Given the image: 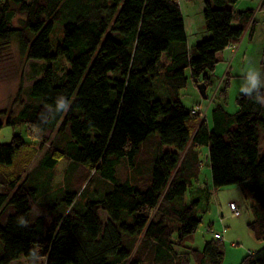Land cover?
I'll use <instances>...</instances> for the list:
<instances>
[{
	"label": "trees",
	"instance_id": "16d2710c",
	"mask_svg": "<svg viewBox=\"0 0 264 264\" xmlns=\"http://www.w3.org/2000/svg\"><path fill=\"white\" fill-rule=\"evenodd\" d=\"M180 1L0 0V63L14 43L43 62L21 86L18 110L0 111L38 145L18 135L0 143V264L32 262L34 247L45 264H222L223 241L186 245L202 223L200 202L185 196L203 147L204 197L238 187L264 243V106L240 94L236 113L217 104L209 123L180 96L188 70L208 90L218 54L253 34L255 12L237 9L241 0H206L210 37L188 48ZM41 146L45 171L63 182L52 197L37 185L41 164L32 167ZM241 264H264V246Z\"/></svg>",
	"mask_w": 264,
	"mask_h": 264
},
{
	"label": "rangeland",
	"instance_id": "374dc122",
	"mask_svg": "<svg viewBox=\"0 0 264 264\" xmlns=\"http://www.w3.org/2000/svg\"><path fill=\"white\" fill-rule=\"evenodd\" d=\"M205 1L206 0H192L190 2L187 0L180 1L185 26L187 25L186 30L189 34V41L187 42L188 48L210 37L209 32L205 28L203 15L206 6ZM261 5L263 6L261 7ZM249 7L255 12L254 32L253 34L250 30L245 32L240 43L234 47L232 53H230L229 59L226 62H219L216 65L215 71L213 72L214 83L209 86L207 90L208 100L205 101L202 99L197 85L190 78V71L188 70L186 72L188 84L186 88L180 92L181 102L188 108H200V110L196 112L201 118H206L207 115V118L211 119L212 110L217 104H221L228 113L234 114L238 111L239 108L236 100L238 96L242 94L240 92V87L244 83V77L250 68L261 71L262 74L260 79L264 82V69L262 66L264 49V0H253L250 2ZM14 23L19 25L17 18L14 19ZM60 30L61 28L57 27L54 32L55 42L59 41L62 36ZM16 45L17 44L14 43L10 52L4 56L0 63V111H5L7 113L12 110H18V104H16L15 101L19 96L21 86L25 89L32 85L33 81L30 80V77L32 78L34 73L38 74L43 67L42 61H28L21 56ZM54 49L55 47L52 46V52H54ZM200 83L204 82H199V84ZM226 87H228L227 94L222 98L220 92ZM0 119L3 124L0 132V143H10L13 136L18 135L22 137L25 143L31 144V146L35 148L38 146L37 142L34 140L33 133L31 134L33 135L32 139H30L31 137H29V132L25 125H9L5 115H0ZM41 148L42 151L39 149L40 153L32 167L38 165V163L41 164L38 176L34 174L38 183L37 185L42 192L49 190L48 197H52L58 193L63 182L58 178L52 180V178L49 177L50 175L45 171V158L43 159V154L45 150H47V146H41ZM200 152L203 163L201 175L199 177L203 185L200 187L202 190L193 182L186 193L185 199L189 204L196 200L200 202V206L197 208V215L201 217L202 223L196 233L187 238L186 245L203 251L206 243L214 240V234L223 233L224 229H226L227 233L223 235L224 240H222L225 248V258L222 264H241L248 254H254L260 251L264 243L257 241L253 232L248 228V224L253 218L252 215L250 216L251 213L248 203L244 199H239L236 195V197L233 196L232 191L236 190L235 186L217 189L221 193L218 191L216 195L215 192H212L210 196L207 195L204 197V189L211 185V172L210 167L204 165L207 148H201ZM20 160L21 157H18V161ZM6 169L7 168L0 166V171L6 172ZM122 171H124V169H122ZM59 173L60 171L58 169L54 170L55 176ZM234 193H236V191ZM224 195L227 197V200ZM233 199L240 205L246 202L248 208L247 210L242 206L241 216L236 218L231 216V211L227 202ZM102 216H105L104 213ZM45 262V259L39 258L38 264H45ZM12 264H32V262L22 258L14 261Z\"/></svg>",
	"mask_w": 264,
	"mask_h": 264
},
{
	"label": "clouds",
	"instance_id": "9594fccd",
	"mask_svg": "<svg viewBox=\"0 0 264 264\" xmlns=\"http://www.w3.org/2000/svg\"><path fill=\"white\" fill-rule=\"evenodd\" d=\"M261 71L250 68L244 77V83L240 87V92L252 99L255 103L264 106V92L259 91L261 87H264V82L261 81ZM59 109H65L66 106L61 103L58 105ZM18 224L21 227L27 226V220L24 217L18 218ZM29 256L31 257L32 264H38L39 261V250L34 248L29 249Z\"/></svg>",
	"mask_w": 264,
	"mask_h": 264
},
{
	"label": "crops",
	"instance_id": "0c3cea01",
	"mask_svg": "<svg viewBox=\"0 0 264 264\" xmlns=\"http://www.w3.org/2000/svg\"><path fill=\"white\" fill-rule=\"evenodd\" d=\"M253 0H241L238 4H237V9H240V10H245V9H250V2H252ZM263 5H261V7H262ZM186 27H187V25H186ZM188 29V28H187ZM250 30V27L246 30V32L247 31H249ZM188 33V32H187ZM189 35V34H188ZM245 35V34H244ZM188 41H189V36H188ZM191 46H193V45H191ZM190 46V47H191ZM234 47H236V46H234ZM234 47H231V49H230V47H228L224 52H222V53H219L218 54V58H219V60H220V62H226L228 59H229V57H230V53H232V50L234 49ZM261 88H263V87H261ZM260 88V89H261ZM206 119L208 120V122L210 123V121H211V119H208L207 118V115H206ZM205 163H204V165L205 166H208V163H207V153H206V155H205V161H204ZM209 167V166H208ZM210 182H211V178H210ZM195 184H196V186L198 187V188H200L201 186H203L202 185V183H201V181H200V178L197 180V181H195ZM238 189V190H237ZM200 190H202V188H200ZM219 191V190H218ZM218 191H215V194L217 195V193H218ZM236 191V193H234ZM219 193H221L220 191H219ZM232 193H233V196L234 197H238L239 199H243V196H242V193H241V191L239 190V188L238 187H236V190H234V191H232ZM231 193V194H232ZM236 195V196H235ZM224 197L226 198V200H227V197L224 195ZM228 202V204H229V208H230V204H232V203H234V204H237V206L240 208V210H241V207L243 206V207H245L247 210H248V208H247V205H246V202H244L242 205H240V204H238L236 201H235V199H233V200H231V201H227ZM226 205H227V203H226ZM231 211V210H230ZM231 216H232V214H231ZM241 216V215H240ZM223 240H224V238H223ZM13 263V262H12ZM11 263V264H12Z\"/></svg>",
	"mask_w": 264,
	"mask_h": 264
},
{
	"label": "built area",
	"instance_id": "2783aa9c",
	"mask_svg": "<svg viewBox=\"0 0 264 264\" xmlns=\"http://www.w3.org/2000/svg\"><path fill=\"white\" fill-rule=\"evenodd\" d=\"M230 49H231V47H230ZM197 110H200V108H198V107H195L194 109H193V112L194 113H197L196 111ZM230 210H231V214H232V217H239L240 215H241V210H240V208L237 206V204H234V203H232V204H230ZM225 233H227V230L226 229H224V231H223V233H216V234H214V238L216 239V240H220V241H222L223 240V235L225 234Z\"/></svg>",
	"mask_w": 264,
	"mask_h": 264
},
{
	"label": "water",
	"instance_id": "95a60500",
	"mask_svg": "<svg viewBox=\"0 0 264 264\" xmlns=\"http://www.w3.org/2000/svg\"><path fill=\"white\" fill-rule=\"evenodd\" d=\"M197 88L199 90V93H200L202 99L206 101L208 99L206 84L200 83V84H198Z\"/></svg>",
	"mask_w": 264,
	"mask_h": 264
}]
</instances>
